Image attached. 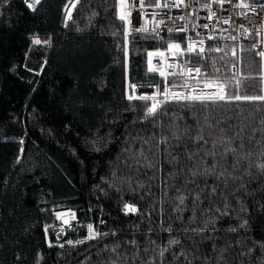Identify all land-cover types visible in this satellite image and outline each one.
Wrapping results in <instances>:
<instances>
[{
	"label": "trees",
	"instance_id": "1",
	"mask_svg": "<svg viewBox=\"0 0 264 264\" xmlns=\"http://www.w3.org/2000/svg\"><path fill=\"white\" fill-rule=\"evenodd\" d=\"M65 4L68 0H42L37 10L31 11L22 0H0V264H111L112 260L117 264H146L156 256L150 241L162 248L172 237L180 239L187 249L192 241L180 231L179 221L173 223L172 208L179 193L171 185L175 183L183 192L194 186L184 188L183 177L165 185L173 166L167 162L170 157L163 145L151 152L145 146V154L162 169L155 172L139 165L128 167V153L122 152L139 147L133 142L135 137L148 138L156 131L149 122H141L145 102L127 100L126 86L129 82L138 86L157 83L146 72V52L166 44L141 39V34L134 33V41L129 37L126 69L124 53L118 48L123 37L110 34L121 28L116 0H80L72 8L68 27L64 26ZM160 34L164 41L178 38ZM33 36L50 40V44L33 45ZM255 41L251 36L243 45L237 79L249 73L262 74L261 61L252 49ZM209 46L222 48L214 42ZM223 49L207 53L221 68L217 75L222 79L233 76L231 64L235 63ZM257 83L249 87L251 82L246 81L241 94L262 95V81ZM168 108L180 115L187 111L181 104ZM211 115L226 119L225 127L231 124L229 134L244 127L247 137L254 128L264 127V101L235 102L212 110ZM186 121L193 124L190 117ZM179 123L183 126L184 121ZM245 150L255 153L253 163L264 159L259 145L245 141ZM171 151L176 155V149ZM180 159L183 164L191 163L183 155ZM244 171L241 166L237 175ZM140 183L144 188L138 187ZM254 187L255 182L249 185V192ZM236 195L246 204L247 213L239 212L236 200L229 199L236 214L249 220L247 229L227 232L237 220L225 218L216 225L222 230H210L205 235L212 239L198 243V251H193L206 254L215 264L220 250L231 245L224 254L226 264H264V251L259 249L248 256L240 255L253 241H264V210L259 207L264 204V194L257 190L255 195H245L241 190ZM125 202L136 205L139 212L124 214L121 209ZM216 205L222 206V201L216 200ZM64 210L73 211L75 219L72 229L57 238L62 222L56 213ZM189 215L184 213L185 218ZM162 220L164 228L173 224L171 235L162 230ZM89 224L107 235L84 244L66 243L84 239ZM46 226H51L47 233ZM193 226L203 227V223L197 221ZM194 239L200 241L201 237ZM131 240L137 241L138 248L128 243ZM50 241L53 247H49ZM116 246L117 251L112 252ZM165 257L172 259L170 253ZM195 264H201L200 260Z\"/></svg>",
	"mask_w": 264,
	"mask_h": 264
},
{
	"label": "snow or ice",
	"instance_id": "2",
	"mask_svg": "<svg viewBox=\"0 0 264 264\" xmlns=\"http://www.w3.org/2000/svg\"><path fill=\"white\" fill-rule=\"evenodd\" d=\"M22 2L27 9L36 11L42 0H22ZM79 2L80 0H75V2L68 0V4H65L67 10L65 27H68V22L72 20V8H75ZM69 4H71V8H69ZM193 4H198L200 8L207 10L208 15L201 18L198 12L189 11L187 23L175 27L166 26V20H172L174 23L175 19L181 21L186 19L184 15L174 18L168 13L173 9H192ZM225 4H231L233 8H251V11H256V6H251L246 0H238V3L236 0H116V18L121 22V28L110 34L113 36L122 35L123 37L122 44H118V48L124 53L126 69L128 44L131 42L129 37L134 41V33L141 34V39L163 41L166 44L163 49L157 48L146 52L147 73H158L162 78L159 83L150 86L154 88V91L136 94L138 85L127 83V89H131V94H127L126 98L129 101L139 100L145 102L141 122H149L156 129L151 137H135L133 142L139 145L135 150L131 147L122 150V152L128 153L127 159L131 161L127 166L131 168L133 165H139L153 170V172L162 170L157 169L156 163L145 154V146H148L147 151L151 152L153 148L159 150L163 145V151L170 157L167 162L173 166V170L168 172L165 177V185L168 186L169 180L175 181L183 177L184 188L187 189L188 185L194 186L187 192H183L176 187L175 183L171 185L179 193L175 197L177 203L172 208L173 223L175 221L180 222L182 225L180 231L192 243L185 249L180 239L172 237L168 240L166 246L160 248L155 244V241H150L154 246L152 251L156 252V256L148 260L146 264H195L197 260H200L201 264H211L206 254L197 255L193 251L197 249L198 243L202 244L204 240L212 239L210 234H205L209 233L210 230L212 233L221 231L222 229L217 228L216 225L225 218L237 220L236 225H231L225 230L227 232L238 233L241 229H247L249 226L248 219L241 218L236 214L237 210L233 207L229 196L236 200L239 212L247 213L246 204L236 194L241 190L244 191L245 195H255L257 190L264 194V159L253 163L251 158L255 153L252 150H245V141L248 144L259 145L260 155L264 157V127L254 128L252 134L247 137L244 135V127H240L234 134H229L231 124L225 127L226 119H216L215 116L211 115L212 110L219 109L221 106L232 105L235 102L264 101V95L241 94V89L245 88L246 81L251 82L248 85L249 87L253 84L258 86V81H264V74L257 73L254 76L249 73L240 79H237L233 74L230 78L224 77L222 79L217 75L221 72V68L217 67L215 60H212L207 53L223 52L224 49L212 46L206 49L204 46L205 40H214L216 37L213 35L205 37L201 32H195L197 27L209 29L214 26H210L209 23H194V19L196 21L201 19L211 21L216 18L217 22L222 19L223 23H229L230 16L226 18L217 17V11L213 9V5L223 9ZM258 7L264 9V4L258 5ZM150 8L159 9L160 11H146ZM133 9L137 10L136 19L139 26L132 24ZM165 9L168 12H165ZM93 15H96V13H93ZM157 17L160 18L157 19ZM141 20L142 23H140ZM189 24H191V30L195 32V37H201L200 39L187 35ZM241 27L243 26L241 25ZM161 31L185 33V37L182 42L173 39L164 41L160 34ZM229 38L236 39L235 36ZM31 43L33 45H49L50 40L42 41L38 36H33ZM255 48L256 45H253V49ZM227 55L229 54L225 53V56ZM255 55L264 61V50L256 52ZM231 56H236L234 48L231 50ZM193 57L196 58L195 63H193ZM154 58H158L156 64L153 63ZM220 60L224 61L225 57H220ZM225 63L227 65V62ZM235 67L236 64L232 63L231 68L234 69ZM201 84H203V87H199ZM178 88L182 90L177 91ZM171 104H181L183 109L187 111L183 115L178 114L176 111L170 113L168 106ZM236 107L241 106L236 104ZM188 117L192 119L193 124L187 123L186 118ZM165 118L167 124H165ZM180 121H184L183 126L179 123ZM133 123L136 122L133 121ZM193 125H195L194 133ZM261 125H264V119L261 120ZM257 134L260 135V139L256 138ZM20 143L23 144L22 139ZM173 149L177 150L176 155H172L171 150ZM96 150L99 151V149ZM182 155L191 163L183 164L180 159ZM246 161L247 164L245 165ZM241 166L245 168L244 174L237 175ZM185 168L187 171H185ZM253 168L255 172L252 171ZM245 176L248 178L247 181L244 179ZM237 181H240L238 185H236ZM253 182H255L256 187L249 192V185ZM233 185H236V187H233ZM138 187L144 188V184L140 183ZM133 191L135 190L133 189ZM216 200H221L222 206H217ZM259 207L264 210V204ZM121 211L127 215L129 213L136 214L139 209L136 205L125 202ZM186 211L190 212L187 218L184 216ZM159 214L162 216L163 212L161 211ZM62 215L65 214L56 213L57 219H61ZM173 217H169V219H173ZM72 218H75L74 213H72ZM197 221H202L203 227L193 226ZM64 223L68 224L69 221L65 219ZM49 227L51 226L45 227L46 233ZM87 227L88 235L84 239L75 242L68 240L66 243L84 244L88 240H95L98 236L107 235V233L97 232L91 224ZM161 227L163 231L170 235L173 232L172 223L164 228L162 220ZM151 231L150 228L149 232ZM59 235L60 233H57V238H59ZM197 236L201 237L200 241L194 239ZM128 243L138 248L136 240H131ZM53 246L50 241L49 247ZM58 246L63 248L64 244ZM118 247L112 248L111 251L116 252ZM211 247L215 252L217 249L216 244L213 243ZM228 247H231V245H228ZM228 247L220 250L215 264H226L224 254L228 251ZM157 248H159V251H157ZM257 249L264 251V241H253L252 247L247 252L241 251L240 255L248 256ZM104 250H108L107 246ZM145 251L148 250L145 249ZM165 253L171 254V261L167 260ZM111 264H117V261L112 260Z\"/></svg>",
	"mask_w": 264,
	"mask_h": 264
},
{
	"label": "built area",
	"instance_id": "3",
	"mask_svg": "<svg viewBox=\"0 0 264 264\" xmlns=\"http://www.w3.org/2000/svg\"><path fill=\"white\" fill-rule=\"evenodd\" d=\"M238 3V0H236ZM251 6H256V11H251V8H233L231 4H225L223 9H219L217 5H213V9L217 11V17L226 18L231 17V20L229 23L225 24L222 22V19L220 22H217L216 18H213L211 21L201 19L199 21L193 20L194 23L202 24V23H209L210 27L209 29H201L197 27L195 29V32H201L203 36L207 35H213L216 37L214 40H205V48L207 49L210 45V43H218L222 46V48H225L228 53L231 55V50L234 48L236 50V56L233 57L235 60L236 67L233 69L231 68L232 74H235L237 78V61L239 54L243 50V45L248 42L251 36L255 37V43L256 48L252 49L256 52L264 50V9L258 7V5L264 4V0H246ZM198 12L199 16L201 18L206 17L208 15V11L205 9L200 8L198 4H193L192 9L188 8H181V9H173L168 15L171 17H179L181 15H184L186 17L185 20L181 21L179 19H175V22L173 23L172 20H166V26L167 27H175L178 25H182L187 23V14L189 11ZM148 12L152 11H160L159 9H146ZM165 12H168L167 9L164 10ZM116 12H117V6H116ZM137 10L133 9L132 11V24L135 26H139L137 22ZM150 18V17H149ZM160 17H157L159 19ZM143 21L141 20L140 23ZM241 25L243 27H241ZM151 27V25H149ZM195 32L191 30V24H189V31L187 33L188 36L195 37ZM161 33H166L169 35H176L178 38H175L173 40H179L183 41L185 37V33H168L167 31H161ZM235 36L236 39L232 40L229 37ZM196 39H200L201 37H195ZM44 41V40H42ZM41 46H46L44 44H41ZM166 47V46H165ZM165 47H162L160 49H163ZM157 48L150 49L149 51H152ZM257 56V55H256ZM261 61V70L262 74H264V61L261 60L259 56H257ZM158 58H154L153 63L156 64ZM147 60V56H146ZM146 72H147V63H146ZM153 77L156 78L157 83L161 81V77L157 74L153 73H147ZM171 79V78H170ZM157 83L147 82L146 84L142 86H138L136 94H140L142 92L151 93L154 91V88L150 87L151 85H155ZM199 87H203V84L199 85ZM127 89V86H126ZM182 89H177V91H180ZM131 94V89H127L126 95ZM262 94L264 95V81H262ZM128 100V99H127ZM133 101H139V100H133ZM66 210H64L65 212ZM63 212V211H62ZM66 212L74 213L73 211L67 210ZM75 214V213H74ZM73 219V218H72ZM75 219V218H74ZM73 219V220H74ZM71 220V221H73Z\"/></svg>",
	"mask_w": 264,
	"mask_h": 264
},
{
	"label": "rangeland",
	"instance_id": "4",
	"mask_svg": "<svg viewBox=\"0 0 264 264\" xmlns=\"http://www.w3.org/2000/svg\"><path fill=\"white\" fill-rule=\"evenodd\" d=\"M263 95V94H262ZM67 211V210H66ZM60 212L61 214H65V215H62V218L60 219L61 220V222H62V224H61V227L60 228H58V232L57 233H60V235H59V237L60 236H62V234H63V232H65L66 231V229H72L71 228V220H73L72 219V214L71 213H69V212ZM65 219H67L68 221H69V223L68 224H65L64 223V220ZM57 233H56V235H57Z\"/></svg>",
	"mask_w": 264,
	"mask_h": 264
}]
</instances>
